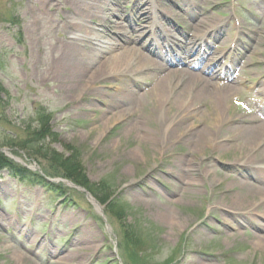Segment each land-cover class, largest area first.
Masks as SVG:
<instances>
[{
    "label": "rangeland",
    "instance_id": "obj_1",
    "mask_svg": "<svg viewBox=\"0 0 264 264\" xmlns=\"http://www.w3.org/2000/svg\"><path fill=\"white\" fill-rule=\"evenodd\" d=\"M96 1L119 5L120 15L113 17L118 26L142 31L137 0ZM154 1L148 10L174 8L186 24L191 21L184 10L207 24L228 22L230 34L240 23L249 34L250 50L243 67L234 65L241 91L223 115L259 113L264 103V0ZM72 8L65 0H0V153L50 184L46 189L30 184L39 181L34 177L18 180L1 173L0 264H264V196L254 194L244 203L248 209L237 207L235 214L229 209L231 199L248 192L242 182L264 187V162L238 146L221 154L210 148L195 153L178 141L162 152L161 144L143 139L146 123L125 131L129 117L104 128L98 120L106 104L121 103L117 99L123 94L113 87L123 81L109 77L100 90L82 96L53 74L64 38L84 36L83 28L100 30L104 39L115 35L103 27V14L96 9L83 19ZM158 61L170 70L184 68ZM151 82L131 80L127 86L141 94ZM191 110L184 125L202 128L210 100ZM42 116L50 119L56 139L54 144L46 140L45 147L77 152L88 181L108 200L101 202L88 189L56 176L47 158L35 157L36 148L1 145L6 132L28 138L26 129L35 128Z\"/></svg>",
    "mask_w": 264,
    "mask_h": 264
},
{
    "label": "bare ground",
    "instance_id": "obj_2",
    "mask_svg": "<svg viewBox=\"0 0 264 264\" xmlns=\"http://www.w3.org/2000/svg\"><path fill=\"white\" fill-rule=\"evenodd\" d=\"M93 1L65 0L73 5V13L83 19L88 17L93 9L102 13L103 27L105 26L106 31H113L114 37L104 39L105 35L100 30L92 29L94 32L89 33L83 28L84 36L74 34L64 38L63 50L60 57L56 59L53 74L55 78H61L64 86L70 90H81L82 96L95 93L97 89L100 90L101 82L109 77L123 81L115 88L113 87L116 93L123 94L117 99L121 103L118 106L112 103L106 104L108 109L102 112V117L98 120L103 122L104 128L114 126L118 120L129 117L131 121L125 131H134L133 129L141 128L146 123L143 139L155 145L161 144L158 150L161 149L162 152L178 141H184L195 153L210 148L212 152L221 154L238 146L243 151L250 150L253 156L259 157L260 161L264 162V104L261 105L259 113L247 111L249 113L247 114L242 111L238 115L226 117L223 115V110L231 105L241 91L239 83L242 82L224 75L216 66L217 70L212 69L213 61L210 63V69L204 71L207 75L190 70L191 66L196 69L200 67V71L206 68L207 65L200 59L207 55L210 47L202 44L196 36H203L204 32L211 31L213 24L205 22L206 26H204L201 21L193 25L195 35L182 33L185 41L176 43L179 50L173 53L172 43L178 39L173 34L164 38L157 32L154 13L149 12L152 6L148 10L149 4L156 5L157 2L154 0H137L139 6L136 18L138 22L143 23V29L141 31L133 27L131 32L118 26L117 21L113 19V17H119L122 7L118 5L113 8L102 1ZM193 3L198 5V1L194 0ZM154 9L156 10L155 6ZM66 27L72 28V24L70 26L67 19ZM140 40H143L141 45ZM158 44L161 45L160 48ZM147 52L155 53L163 61L176 64L182 62L188 67L170 70L158 60L149 59ZM192 55L195 56L194 59H199V63L191 59ZM151 74L153 76H150ZM147 79L152 80L151 84H146L150 88L141 94H137L127 86L131 80L145 81ZM261 86L260 92H264V85L261 84ZM208 100L211 104L209 118L207 122L203 119L207 125L205 123L202 128L198 125H184L186 117H192L191 108ZM230 133H232L231 136ZM242 159L243 157H239L238 161L242 162ZM208 174L209 171L206 172V175ZM241 184V188L248 192L231 199L229 209L234 214L237 207L243 210L248 209L246 206L250 204L244 205V203L254 194L264 196V187L258 188L257 185L249 182ZM263 206V204L260 205V207ZM224 222L229 224L226 220ZM256 225L257 228L262 229L260 225Z\"/></svg>",
    "mask_w": 264,
    "mask_h": 264
},
{
    "label": "trees",
    "instance_id": "obj_3",
    "mask_svg": "<svg viewBox=\"0 0 264 264\" xmlns=\"http://www.w3.org/2000/svg\"><path fill=\"white\" fill-rule=\"evenodd\" d=\"M2 91L4 92V89L0 86V93ZM49 123L50 119H46L42 116L39 124L35 128H29V130L26 129V133L29 135L25 140L18 139L17 136L15 137L14 133L6 132V138L1 145L17 147L22 150L29 149L30 147L36 148L37 152L34 153L36 155L35 157L39 156V158L41 157L44 160L47 158V162L50 163L48 165L54 170L56 176H60L61 178L85 187L101 202L108 200V198L104 196V191L88 181L77 152L69 148H66L63 152H59L54 148H49L50 150H48V147H45L49 145L46 140H49L50 144H54L56 141L55 134L54 132H51L52 129ZM3 171L18 178L22 175H28L31 176L30 178L34 177V179L39 180L35 182H41L46 186H50V184L46 183L44 179L45 176L31 172L27 168L14 163L8 157L0 153V175ZM45 173L46 175L53 174L51 170H46Z\"/></svg>",
    "mask_w": 264,
    "mask_h": 264
}]
</instances>
